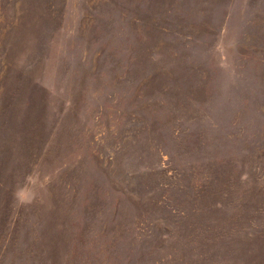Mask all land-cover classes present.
Segmentation results:
<instances>
[{"label":"rangeland","instance_id":"rangeland-1","mask_svg":"<svg viewBox=\"0 0 264 264\" xmlns=\"http://www.w3.org/2000/svg\"><path fill=\"white\" fill-rule=\"evenodd\" d=\"M0 264H264V0H0Z\"/></svg>","mask_w":264,"mask_h":264}]
</instances>
